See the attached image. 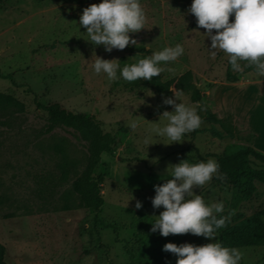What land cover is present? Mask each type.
<instances>
[{"label":"rangeland","instance_id":"rangeland-1","mask_svg":"<svg viewBox=\"0 0 264 264\" xmlns=\"http://www.w3.org/2000/svg\"><path fill=\"white\" fill-rule=\"evenodd\" d=\"M98 2L0 0V92L25 104L23 111L0 110V240L7 247L8 264H176V255L162 250L164 243L199 245L220 239V232L207 238L150 231L153 215L163 210L152 207L153 185L170 178L166 167L182 159L216 160L232 144L264 152V76L245 71L246 62H241L242 71L233 70L239 80H227V54L217 50L211 55L205 29L197 28L194 15L186 11L191 0H141L145 28L130 33L137 45L111 52L85 40V28L79 31L76 22L83 7ZM177 42L184 53L175 61L161 62L162 78L192 70L206 105L219 116L232 114L239 127L234 136L217 137L213 124L201 117L200 126L184 134L181 142L164 144L160 140L166 138L154 137L153 144H145L146 129L172 106L161 103L164 96L152 83L130 86L119 76V67L117 78L109 80L91 66L93 51L116 58L122 67ZM180 93L183 102L196 105L192 90ZM35 94L45 104L58 101L68 109L94 114L114 135V152L103 153L95 169V175L105 174L100 213L83 206L73 188L87 163L86 141L70 127L48 131L47 111L37 107ZM134 118L139 124L132 130L125 122ZM250 161L264 168V163ZM256 186L251 196L240 198L226 178L214 175L194 191L206 201H222V212L238 213L235 224L264 209V182ZM237 248L243 253L239 264H264V244Z\"/></svg>","mask_w":264,"mask_h":264},{"label":"clouds","instance_id":"clouds-1","mask_svg":"<svg viewBox=\"0 0 264 264\" xmlns=\"http://www.w3.org/2000/svg\"><path fill=\"white\" fill-rule=\"evenodd\" d=\"M186 11L194 15L197 28L205 29L203 33L210 39L208 48L212 56L222 50L234 71H242L241 62H246L245 66L253 65L264 76V0H191ZM76 22L79 31L81 27L85 28V40L93 45H103L106 52H111L114 48L137 45V39L130 33L145 28L146 12L141 0H99L83 7ZM183 53V44L177 42L121 67L115 62L116 58H102L93 51L92 58L93 55L95 58L91 59V66L95 73L102 72L109 80L117 78L118 67L119 76L126 81L150 80L165 71L161 62L175 61ZM167 70L172 71L170 67ZM169 90L172 95L164 96L161 103L171 105L172 110H163L158 120L146 129L145 144H153L150 140L154 137L166 138L167 142L160 140L164 144L181 142L184 134L201 124L199 111L203 109L199 102L196 105L185 103L180 99V91ZM125 123L135 130L139 120L129 119ZM218 170L219 163L214 158L194 163L188 159L170 163L165 169L170 178L153 185L152 207L163 206V210L153 215L155 220L151 222L150 231L158 230L162 236L184 233L207 238L218 236L217 229L223 227L227 219L216 215L224 210L223 202L206 201L194 191L214 175L222 178L223 174ZM141 206L137 199L135 208ZM162 250L175 254L176 264H239L243 255L239 248L224 245L219 239L199 245L166 242Z\"/></svg>","mask_w":264,"mask_h":264},{"label":"trees","instance_id":"trees-1","mask_svg":"<svg viewBox=\"0 0 264 264\" xmlns=\"http://www.w3.org/2000/svg\"><path fill=\"white\" fill-rule=\"evenodd\" d=\"M245 71H255L253 65H247ZM2 76L12 77L11 74ZM226 78L228 81L235 82L239 76L233 71L227 59ZM142 83H152L156 86L158 92L163 96H169L171 88L177 91H193V100L199 102L202 111H199L201 117L209 120L213 126V133L217 137H232L238 131L239 127L234 122L232 114L219 116L208 107L203 99L204 93L194 82L192 70H186L177 77L164 80L162 75L153 77L150 80L143 78L136 81H130V86H138ZM37 107L47 111L48 127L50 131L58 125L75 129L87 143V163L81 174L73 181V188L79 194L83 206L91 208L95 213H100L105 204V198L102 192V183L105 174L95 175V169L102 163L103 153H113L115 149V137L111 132L105 131L101 121L89 113L77 112L63 106L62 103L54 101L45 104L38 100L35 94ZM7 107H16L23 111L25 104L14 95L6 92H0V110ZM256 159L264 163V152L252 145L232 144L226 147L220 154H217L216 161L219 163V173L228 180L236 191L238 197L245 198L251 196L257 189V181L264 182V168H256L251 165L250 159ZM227 217L223 227L217 229L220 232V241L227 246H252L264 244V209L255 214L246 221H240L233 224V221H239L240 215L231 212H221L216 214ZM96 220L99 221L98 216ZM6 245L0 240V264H8L6 260ZM162 264H173L164 261Z\"/></svg>","mask_w":264,"mask_h":264}]
</instances>
